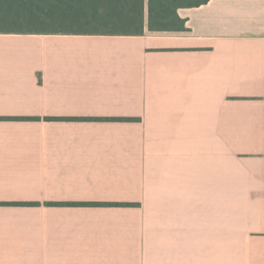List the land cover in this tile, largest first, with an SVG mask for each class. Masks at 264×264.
I'll return each mask as SVG.
<instances>
[{
    "label": "crops",
    "instance_id": "1",
    "mask_svg": "<svg viewBox=\"0 0 264 264\" xmlns=\"http://www.w3.org/2000/svg\"><path fill=\"white\" fill-rule=\"evenodd\" d=\"M179 14L0 34V264H264V0Z\"/></svg>",
    "mask_w": 264,
    "mask_h": 264
},
{
    "label": "trees",
    "instance_id": "2",
    "mask_svg": "<svg viewBox=\"0 0 264 264\" xmlns=\"http://www.w3.org/2000/svg\"><path fill=\"white\" fill-rule=\"evenodd\" d=\"M208 1L0 0V34L142 35L146 27L150 31H185L186 19L180 16L179 9L198 7ZM101 204L104 203H97Z\"/></svg>",
    "mask_w": 264,
    "mask_h": 264
}]
</instances>
